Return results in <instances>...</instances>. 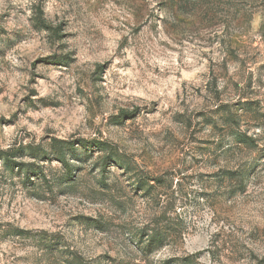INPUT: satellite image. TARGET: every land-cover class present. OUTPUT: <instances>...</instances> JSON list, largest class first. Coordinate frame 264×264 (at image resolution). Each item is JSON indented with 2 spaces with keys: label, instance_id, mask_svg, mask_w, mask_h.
I'll list each match as a JSON object with an SVG mask.
<instances>
[{
  "label": "rangeland",
  "instance_id": "rangeland-1",
  "mask_svg": "<svg viewBox=\"0 0 264 264\" xmlns=\"http://www.w3.org/2000/svg\"><path fill=\"white\" fill-rule=\"evenodd\" d=\"M0 264H264V0H0Z\"/></svg>",
  "mask_w": 264,
  "mask_h": 264
},
{
  "label": "trees",
  "instance_id": "trees-1",
  "mask_svg": "<svg viewBox=\"0 0 264 264\" xmlns=\"http://www.w3.org/2000/svg\"><path fill=\"white\" fill-rule=\"evenodd\" d=\"M237 135V141L240 143H248L251 139L247 137L245 133L239 132ZM80 146L84 150L87 149L88 147V142L85 140H80V141H68V140H63V139H57V138H51L50 142V147H51V152L49 153L52 158L56 159L61 163L63 168L65 169L64 172V178L66 181H69L73 177V172H72V167L73 165L70 164L68 157L71 159L74 158H79L76 156V148L77 146ZM99 145H102V147L98 148L99 150H107L108 145L105 146L104 143H99ZM98 147V146H97ZM34 150V149H32ZM31 155L33 158H36L38 153L32 152ZM1 159L5 161V164L9 167L13 165L11 159H9V154H4L1 156ZM109 156L106 157V161L103 162V165L107 163L109 160ZM115 160L116 162H121L123 164V168H128L127 163L123 159L119 157V153H115L114 157H112V160ZM79 160V159H78ZM104 168V167H103ZM22 169H26L27 172L29 170L27 165H22ZM164 179L163 177H147L145 179H142L139 183H137L135 186L138 190H144L145 194H149L155 187L156 185H163ZM18 232H23V231H18ZM139 234L141 236H145L146 240L144 242V247L141 249L143 253H151L152 251H155L156 249L164 246L165 244L168 243V238L169 236H172V233H168L166 229H161L158 227H146L145 229L139 231ZM75 263V261L73 262Z\"/></svg>",
  "mask_w": 264,
  "mask_h": 264
}]
</instances>
